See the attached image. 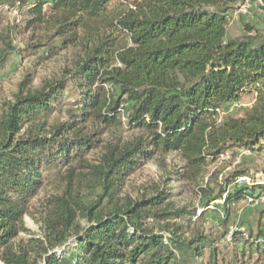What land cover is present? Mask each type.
<instances>
[{
	"label": "trees",
	"instance_id": "trees-1",
	"mask_svg": "<svg viewBox=\"0 0 264 264\" xmlns=\"http://www.w3.org/2000/svg\"><path fill=\"white\" fill-rule=\"evenodd\" d=\"M30 3L27 29L47 25L66 46L84 48V56L67 82L18 93L1 116L0 261L264 264L262 222L256 231L251 226L236 229L230 239L227 232L189 229L205 218L211 203L224 200L225 218L218 222L227 226L236 204L264 195V183L256 177L259 171L264 174V31L246 24L247 34L228 37L237 0H0L9 7ZM4 43L0 72L14 51L11 39ZM107 83L120 92L110 94L102 87ZM70 84L83 119L56 126L48 135V119ZM245 94L255 95L253 105L240 116L223 118L222 112ZM123 107L129 126L146 135L122 148L109 147L99 164L87 165L97 199L58 198L44 237L17 243L28 231L25 204L36 195L44 174L86 163L84 157L95 145L82 130L72 138L68 132L88 117L121 123ZM25 127L28 136L17 137ZM241 151L262 155L263 167L213 172L198 189L205 203L200 216L171 209L165 204L168 193L161 189L140 200H121L126 179L156 155L178 152L184 161L179 176L197 181L222 156ZM242 177L252 183L239 186Z\"/></svg>",
	"mask_w": 264,
	"mask_h": 264
},
{
	"label": "rangeland",
	"instance_id": "rangeland-1",
	"mask_svg": "<svg viewBox=\"0 0 264 264\" xmlns=\"http://www.w3.org/2000/svg\"><path fill=\"white\" fill-rule=\"evenodd\" d=\"M51 1V0H48ZM255 2L249 6V2ZM230 25L228 37H240L247 34L246 24L256 26L264 31V7L258 0H237ZM32 3V2H31ZM7 6L0 4V50L4 49V39H11L14 51L10 55L4 70L0 72V119L10 103H14L18 93L28 90L37 91L51 82H67L71 72L77 68L80 59L84 56V48L72 45L66 46L63 38L55 35V31L47 25H35L27 29L28 21L32 18L29 6ZM50 3V2H49ZM46 4L45 10L49 7ZM101 85H96L98 87ZM102 87L110 94L119 93V87L107 83ZM77 92L72 84L68 85L61 96V101L56 105L54 112L48 119L46 131L51 135V130L56 126L66 124L76 119L82 120L81 105L78 103ZM254 94H245L242 100L234 103L222 112V117L240 116L246 107L253 105ZM121 123H105L96 117H88L86 121H79L68 132L69 137H75L76 130H82L83 136H90L96 142L88 151L84 159L86 163H74L64 166L60 170H50L44 174L41 186L34 197L25 204V223L28 231L22 232L17 243L26 241L31 237L43 238L45 222L55 210L57 199L69 196L79 197L86 203L97 199L99 191L95 185L91 169L87 165L99 164L102 156L111 146L124 147L146 134L140 129L131 128L128 124V112L125 107L119 109ZM25 127L17 137L28 136L29 129ZM236 166H248L254 172L263 167L262 155H250L245 152L229 153L222 156L217 162L212 163L205 174L197 181L181 178L178 174L184 171V161L178 152L166 155H156L144 162L126 179L123 192L120 195L122 202L126 199L134 201L143 197H150L161 189L168 193L165 204L173 210L187 209L195 211L200 216L205 207L198 193L199 186L204 185L210 175L220 171L222 175L228 174ZM71 176V177H70ZM257 179L264 183V174L259 171ZM72 180V181H70ZM239 186L251 184L252 179L237 181ZM224 200L211 203L207 207L205 218H200L189 227L193 230L200 228L205 233L218 234L227 232V239L231 233L241 228L246 231L251 226L255 231L259 222L264 224V197L250 201L242 200L234 207V213L227 226L219 225L218 220L224 219L222 204ZM81 227L87 226V221L80 216ZM173 222H184L176 219ZM264 228V227H263ZM76 240L71 244L75 245ZM68 249V245L65 250ZM56 251L61 253L60 249ZM0 264H4L0 261ZM42 264H44L42 262Z\"/></svg>",
	"mask_w": 264,
	"mask_h": 264
},
{
	"label": "built area",
	"instance_id": "built-area-1",
	"mask_svg": "<svg viewBox=\"0 0 264 264\" xmlns=\"http://www.w3.org/2000/svg\"><path fill=\"white\" fill-rule=\"evenodd\" d=\"M261 4H262V2H261V0H258ZM253 4H255V2H249V6H252ZM245 180H249V178L248 177H242V178H239L238 179V181H245ZM263 197H264V195H263ZM250 201H253V199H250Z\"/></svg>",
	"mask_w": 264,
	"mask_h": 264
}]
</instances>
